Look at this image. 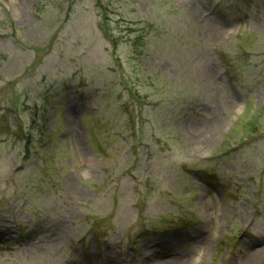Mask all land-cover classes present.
Listing matches in <instances>:
<instances>
[{"label": "rangeland", "instance_id": "rangeland-1", "mask_svg": "<svg viewBox=\"0 0 264 264\" xmlns=\"http://www.w3.org/2000/svg\"><path fill=\"white\" fill-rule=\"evenodd\" d=\"M0 264H264V0H0Z\"/></svg>", "mask_w": 264, "mask_h": 264}, {"label": "bare ground", "instance_id": "bare-ground-1", "mask_svg": "<svg viewBox=\"0 0 264 264\" xmlns=\"http://www.w3.org/2000/svg\"><path fill=\"white\" fill-rule=\"evenodd\" d=\"M173 259L176 260V261H180L181 260V258L179 257V255L173 256ZM173 259H169V260L171 261Z\"/></svg>", "mask_w": 264, "mask_h": 264}, {"label": "trees", "instance_id": "trees-1", "mask_svg": "<svg viewBox=\"0 0 264 264\" xmlns=\"http://www.w3.org/2000/svg\"><path fill=\"white\" fill-rule=\"evenodd\" d=\"M111 40L113 43H117V39H115L114 37H111V35H108L106 34Z\"/></svg>", "mask_w": 264, "mask_h": 264}]
</instances>
